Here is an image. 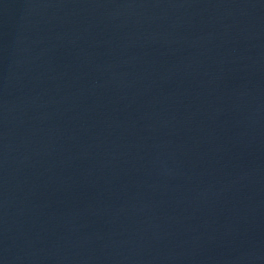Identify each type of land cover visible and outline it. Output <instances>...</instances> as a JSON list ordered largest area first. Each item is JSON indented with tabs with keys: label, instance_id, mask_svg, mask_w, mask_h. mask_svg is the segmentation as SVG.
Returning a JSON list of instances; mask_svg holds the SVG:
<instances>
[{
	"label": "water",
	"instance_id": "1",
	"mask_svg": "<svg viewBox=\"0 0 264 264\" xmlns=\"http://www.w3.org/2000/svg\"><path fill=\"white\" fill-rule=\"evenodd\" d=\"M0 264H264V0H0Z\"/></svg>",
	"mask_w": 264,
	"mask_h": 264
}]
</instances>
